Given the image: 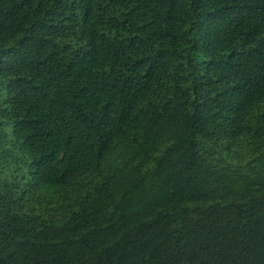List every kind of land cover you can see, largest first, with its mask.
Segmentation results:
<instances>
[{
  "label": "trees",
  "instance_id": "1",
  "mask_svg": "<svg viewBox=\"0 0 264 264\" xmlns=\"http://www.w3.org/2000/svg\"><path fill=\"white\" fill-rule=\"evenodd\" d=\"M0 264H264V0H0Z\"/></svg>",
  "mask_w": 264,
  "mask_h": 264
}]
</instances>
